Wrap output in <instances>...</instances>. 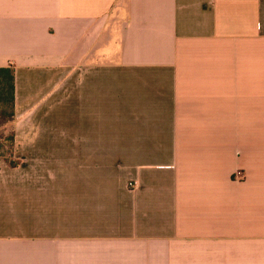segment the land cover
<instances>
[{
    "label": "crops",
    "instance_id": "obj_1",
    "mask_svg": "<svg viewBox=\"0 0 264 264\" xmlns=\"http://www.w3.org/2000/svg\"><path fill=\"white\" fill-rule=\"evenodd\" d=\"M11 66L0 264H264V0H0Z\"/></svg>",
    "mask_w": 264,
    "mask_h": 264
},
{
    "label": "trees",
    "instance_id": "obj_2",
    "mask_svg": "<svg viewBox=\"0 0 264 264\" xmlns=\"http://www.w3.org/2000/svg\"><path fill=\"white\" fill-rule=\"evenodd\" d=\"M15 119V70L11 67L0 68V122L12 123ZM14 132L9 137H0V159L11 167L17 166L14 160Z\"/></svg>",
    "mask_w": 264,
    "mask_h": 264
},
{
    "label": "rangeland",
    "instance_id": "obj_3",
    "mask_svg": "<svg viewBox=\"0 0 264 264\" xmlns=\"http://www.w3.org/2000/svg\"><path fill=\"white\" fill-rule=\"evenodd\" d=\"M14 121H15V119H14ZM13 132L15 134L14 122L3 123V124L0 122V137L2 139H4V137H9Z\"/></svg>",
    "mask_w": 264,
    "mask_h": 264
}]
</instances>
